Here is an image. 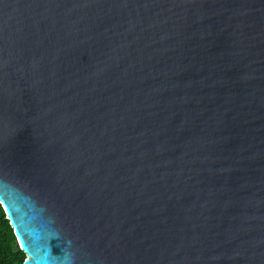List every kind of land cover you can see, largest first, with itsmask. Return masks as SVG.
Segmentation results:
<instances>
[{"label": "water", "instance_id": "1", "mask_svg": "<svg viewBox=\"0 0 264 264\" xmlns=\"http://www.w3.org/2000/svg\"><path fill=\"white\" fill-rule=\"evenodd\" d=\"M0 204L23 264H264V0H0Z\"/></svg>", "mask_w": 264, "mask_h": 264}, {"label": "trees", "instance_id": "2", "mask_svg": "<svg viewBox=\"0 0 264 264\" xmlns=\"http://www.w3.org/2000/svg\"><path fill=\"white\" fill-rule=\"evenodd\" d=\"M26 255L21 250L6 213L0 204V264H23Z\"/></svg>", "mask_w": 264, "mask_h": 264}]
</instances>
